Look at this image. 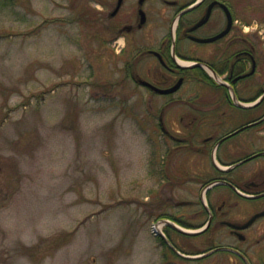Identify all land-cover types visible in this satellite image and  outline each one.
Returning a JSON list of instances; mask_svg holds the SVG:
<instances>
[{
  "label": "rangeland",
  "instance_id": "1",
  "mask_svg": "<svg viewBox=\"0 0 264 264\" xmlns=\"http://www.w3.org/2000/svg\"><path fill=\"white\" fill-rule=\"evenodd\" d=\"M226 1L264 64V0ZM136 4L126 1L129 18L135 19ZM96 5L94 0H0V264H239L223 254L197 263L159 249L161 241L149 233L152 221L164 217L196 223L190 219L199 199L196 172L202 167L217 174L195 149L170 154L175 145L165 143L157 123L161 108L174 97L148 93L121 70L124 58L140 46H156L167 32L171 17L159 16L166 5L146 3L147 26L134 33L130 55L114 61L101 48L103 33L96 27L102 11ZM87 12L89 23L83 19ZM135 57L141 77L147 68H157L151 58ZM256 83L257 78L241 83V95L251 98ZM216 94L214 87L190 80L165 114L196 108L199 95V107L215 110L212 121H221L225 134L257 113L233 109ZM242 132L219 144V165L264 150V129ZM244 166L238 170H264V158ZM224 190L211 192L216 205ZM186 201L191 204H176ZM263 227L260 222L245 234L255 236ZM168 234L173 241L188 237L172 227ZM208 235L214 244L233 241L221 226ZM205 242L196 244L203 249ZM185 249L196 252L189 245Z\"/></svg>",
  "mask_w": 264,
  "mask_h": 264
},
{
  "label": "flooded vegetation",
  "instance_id": "2",
  "mask_svg": "<svg viewBox=\"0 0 264 264\" xmlns=\"http://www.w3.org/2000/svg\"><path fill=\"white\" fill-rule=\"evenodd\" d=\"M118 1L113 0V3H109L105 0H94L99 4L96 7L102 11L99 13L101 18L97 19L101 23L96 27L99 33H103L102 36H98L99 41H101V48H106L111 55V61L124 53L127 56L130 55L131 51H128L127 48L132 44L134 33L142 31L149 20L145 5L150 0H137L135 19L133 18L134 15L129 18V13L124 12L127 0H121L120 4ZM159 1L166 5L159 11V16L166 14L171 17L167 32L162 35L156 46L149 48L140 46L137 48V52L134 49L135 52L131 58L129 56L126 57L128 59L122 60L124 64L122 67L126 72L125 77L128 76L130 80L142 86L144 85L141 84L140 80H144L164 91L179 83L176 91L163 93L144 86L148 93L155 96L174 97V100H169L161 108L157 123L158 129L166 138L165 143L170 140L175 145L170 154L180 152L182 149H195L196 155L202 160L205 161L207 158L211 160V170L217 174V176L212 175L209 169L202 171V167L198 173L196 172V181L200 182L199 199L196 202V212L190 217V219H196V223H186L174 216L168 217L170 221L184 229L194 228L196 232L201 230L200 234L191 236L196 237V242L192 241L193 238H188L189 235L182 233V236L188 237H184V240H171L168 234L169 227H167L160 247L162 250L169 248L180 256L184 254L197 256L215 249H221L205 257L197 258L196 262L201 260L209 262L214 255L223 254L229 261L236 259L239 264H264V227L255 236L245 234L246 231L255 228L258 223L264 222V170L260 167L250 172L249 170H238L240 167L244 169V165L256 159L264 158V150L226 162L225 165L230 167L226 171L216 169L212 163L213 149L222 138L251 123L252 126L234 135L242 131L244 133L253 127H256L257 131L264 129V110L262 109L264 98L251 108H241L237 105V102L242 103L245 99L255 100L264 94V64L259 61L255 45L249 43L248 36L240 31L229 1ZM221 4L225 5L230 12L232 19L230 27H228L226 11ZM108 8L110 10L105 13L104 11ZM142 18L144 22H142ZM105 35L108 38L104 37ZM138 53L139 57H149L157 64V68L149 67L146 69L144 78L135 73V54ZM179 62L188 63L189 66L183 67ZM255 78H257L255 94L251 98H244L239 86L244 81L248 82ZM190 80L196 85L202 83L214 87L217 90L216 96L224 100L233 109L240 111L255 110L257 113L251 118L248 117L244 124L226 131L225 134H222L223 131L225 132L223 124L221 125L222 122L216 121V118L215 122L212 121L214 119H212L211 113L215 110L199 107V95H196V108L192 104L195 109L188 108L179 113L174 111L171 115L165 114L168 108L170 109L174 103L181 100L177 95ZM248 86L249 84L246 85V87ZM176 121L179 123H175ZM250 157L252 158L250 159ZM246 159L249 160L245 161ZM194 178L193 176L187 177V179L192 180ZM213 182H219V184L205 191L204 196L206 198L203 201L204 188ZM218 187L225 189L223 193H220L225 197L220 204L216 205L212 201L211 192ZM177 203L191 204L188 201ZM238 208L241 209L237 210ZM202 217L205 220L201 222ZM220 226L229 229V235L233 239L232 243H213L214 239L208 235V232L212 227L216 229ZM201 238L206 240L203 249L198 248L196 244ZM188 245L193 249L195 248L196 252L186 250ZM165 264L172 263L166 261Z\"/></svg>",
  "mask_w": 264,
  "mask_h": 264
},
{
  "label": "water",
  "instance_id": "3",
  "mask_svg": "<svg viewBox=\"0 0 264 264\" xmlns=\"http://www.w3.org/2000/svg\"><path fill=\"white\" fill-rule=\"evenodd\" d=\"M118 2H119V4H120L121 0H119ZM221 6H222V7L224 8V10L226 11L227 18H228V27H230L231 24H232V19H231L230 12H229V10L227 9V7H226L225 5L221 4ZM141 15H142V14H141ZM142 22H144V19H143V18H142ZM207 40H211V39H207ZM206 42H207V41H206ZM140 82H141V84H143L144 86H148V87H150L152 90H155V91H157V92H161V93H163V92H173V91H175V90L179 87V83H178V84H176V86L172 87L171 89L164 91V90H160V89L154 87L153 85L149 84L148 82H146V81H144V80H140ZM263 98H264V94H263L260 98L256 99L252 104H248V105H246V104H243V103H241V102H237V105H238L239 107H242V108H250V107L255 106V105H256L259 101H261ZM253 124H254V123H253ZM249 126H252V123H251L250 125H248V126L242 127V128L239 129L238 131H235V132H233V133L227 135L226 137L222 138L220 141H218L216 147H217L221 142H223L225 139H227L228 137H230V136H232V135L238 133L239 131H241V130H243V129L249 127ZM255 156H258V155H255ZM251 158H252V157H250V159H251ZM212 159H213V164H214V166H215L217 169H219V170H221V171H226V170H228V169L230 168V167H220V166H218V165L215 163V161H214V157H213ZM247 160H249V159H246L245 161H247ZM245 161H242V162H245ZM242 162H241V163H242ZM217 184H219V182L210 183L209 185H207V186L204 188V192L207 191L209 188H211V187L217 185ZM172 226H173L176 230H178L179 232L184 233V234H188V235H196V234H200V233L202 232L201 230H200V231H197V232H196V231H194V232L184 231V230H182V229L176 227L174 224H173ZM219 250H221V249H215V250H213V251H211V252H209V253H205V254H201V255H197V256H193V257H191V256H184V255H181V256H183V257H185V258H189V259H197V258L205 257V256L211 254L212 252L219 251Z\"/></svg>",
  "mask_w": 264,
  "mask_h": 264
},
{
  "label": "trees",
  "instance_id": "4",
  "mask_svg": "<svg viewBox=\"0 0 264 264\" xmlns=\"http://www.w3.org/2000/svg\"><path fill=\"white\" fill-rule=\"evenodd\" d=\"M13 1H14V0H7V3H8V4H11V2H13ZM89 14H90L89 12L84 13L85 16H83V19H84V22H85V23H89V22H88V19H87V16H88ZM77 20H79V19H77ZM121 70H124V69L122 68ZM124 78H125V77H124ZM190 151H192V150H190ZM187 153H188V151H187ZM190 154H193V153L190 152ZM186 169H187V168H185L184 170H181V171L184 172V173H187V172H186ZM186 178H187V177H186Z\"/></svg>",
  "mask_w": 264,
  "mask_h": 264
},
{
  "label": "built area",
  "instance_id": "5",
  "mask_svg": "<svg viewBox=\"0 0 264 264\" xmlns=\"http://www.w3.org/2000/svg\"><path fill=\"white\" fill-rule=\"evenodd\" d=\"M157 229H158V226H157V225H153V226H152V230H153V231H156Z\"/></svg>",
  "mask_w": 264,
  "mask_h": 264
},
{
  "label": "bare ground",
  "instance_id": "6",
  "mask_svg": "<svg viewBox=\"0 0 264 264\" xmlns=\"http://www.w3.org/2000/svg\"><path fill=\"white\" fill-rule=\"evenodd\" d=\"M180 64H184V65H186L185 63H182V62H179Z\"/></svg>",
  "mask_w": 264,
  "mask_h": 264
}]
</instances>
